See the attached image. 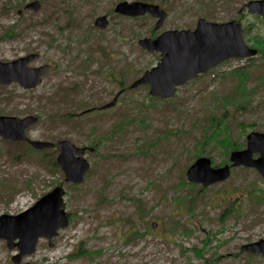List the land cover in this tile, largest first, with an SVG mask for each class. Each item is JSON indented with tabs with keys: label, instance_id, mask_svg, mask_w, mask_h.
Wrapping results in <instances>:
<instances>
[{
	"label": "rangeland",
	"instance_id": "rangeland-1",
	"mask_svg": "<svg viewBox=\"0 0 264 264\" xmlns=\"http://www.w3.org/2000/svg\"><path fill=\"white\" fill-rule=\"evenodd\" d=\"M29 1L0 0V59L37 53L29 65L50 68L34 88L0 83V115H38L27 131L31 139H68L94 150L86 152L91 167L85 180L73 184L53 165L56 148L38 152L27 141L0 136V217L21 213L57 185L67 191L70 224L59 230L53 245L40 238L23 261L264 264V255L241 250L264 238L259 171L239 166L209 186L182 184L189 182L187 169L198 155L210 157L215 166L227 163L225 136L244 147L248 133L264 132V55L223 62L173 97L159 98L146 85L129 88L160 61L161 53L139 44L156 30L152 15L122 17L114 9L123 0H39V11L26 9ZM143 1L168 12L158 34L194 29L201 17L239 20L251 46L253 37L264 34V17L239 13L250 0ZM109 11V26L95 25ZM120 84L127 91L116 106L82 113L111 101ZM184 195L179 203L176 197ZM18 252L0 238V264H18L12 259Z\"/></svg>",
	"mask_w": 264,
	"mask_h": 264
},
{
	"label": "water",
	"instance_id": "water-1",
	"mask_svg": "<svg viewBox=\"0 0 264 264\" xmlns=\"http://www.w3.org/2000/svg\"><path fill=\"white\" fill-rule=\"evenodd\" d=\"M42 3L33 0L26 4V9L39 11ZM248 10L264 16V0H250L240 9L242 14ZM23 10H20L22 13ZM116 13L124 16L140 17L147 13L158 18L156 29L163 26L167 11L159 4L141 0L119 1L115 6ZM109 19L106 14L98 16L95 25L106 28ZM244 25L237 19L227 22H214L200 18L194 29H167L157 37H143L139 44L149 52H160V61L147 69L135 79L130 87L136 88L149 84L152 96L163 98L173 97L177 88L201 73L218 66L232 58L254 57L259 50L251 47L244 38ZM38 57L30 53L13 61L5 62L0 59V83L9 84L17 81L25 88H34L42 81V75L50 68L49 64L31 67L29 63ZM123 90L100 109H107L117 104ZM94 108L85 110L90 112ZM39 120L37 115L24 117L15 115H0V136L15 141H27L36 149L57 147L59 153L57 162L65 174V181L80 184L85 180L90 169V161L85 156L86 147H81L68 139L57 142L31 139L27 129ZM93 150V148H91ZM258 153V156L255 154ZM231 163L223 166H213L208 156L198 157L187 169L189 181L209 186L230 177L232 167L246 166L255 168L264 177V132L251 131L247 135V146L235 149L230 154ZM66 189L57 185L41 196L35 204L17 215L3 214L0 217V238H5L10 248L17 247L19 252L12 259L18 264L23 258L33 254L40 238H47L53 245V238L61 228L69 225V213L65 202ZM156 224H154L155 226ZM243 251L262 253L264 255V238L242 245Z\"/></svg>",
	"mask_w": 264,
	"mask_h": 264
},
{
	"label": "trees",
	"instance_id": "trees-1",
	"mask_svg": "<svg viewBox=\"0 0 264 264\" xmlns=\"http://www.w3.org/2000/svg\"><path fill=\"white\" fill-rule=\"evenodd\" d=\"M127 18L132 19V20H134V19H139V17H137V18H130V17H127ZM257 34H259V33H256V35H257ZM151 35H152V36H155V31H154ZM256 35H255V36H256ZM253 39H254V42H252V43H253L252 46L259 48L260 53H262V54L264 55V34H263V35L261 34V36H260V35H257L256 38L253 37ZM239 78H240V77H239ZM248 79H249V78H246V79H244V80H241L240 82H247ZM116 81H120V79H119V78H116ZM120 83H121V81H120ZM121 84H123V83H121ZM121 84H120V85H121ZM225 137L229 140V142L226 143V145H225V146H226V148H225V150H226V156H229V154H230V152H231L232 149L242 148V147H243V145H241V144H236V143L233 141L232 138H229V137H227V136H225ZM218 142L220 143V141H218ZM244 146H245V144H244ZM45 150H46V149H45ZM43 151H44V150H39L38 152H43ZM18 156H19V155H17L16 158H18ZM197 157H200V155H198ZM49 160H50V162H52L51 159H49ZM226 161H228V159H226ZM53 165L56 166L58 169H60V166H59V164H58V162H57L56 159L54 160ZM56 170H57V169H56ZM182 184L194 185L195 183L190 182V181H189V182H186V180H184V181H182ZM176 198H177V200H178L179 203L185 201V195H184V196H178V197H176ZM187 201H188V200H187ZM187 201H186V202H187ZM201 249H202V248H199V249L197 250V252H198V253H202V250H201Z\"/></svg>",
	"mask_w": 264,
	"mask_h": 264
},
{
	"label": "flooded vegetation",
	"instance_id": "flooded-vegetation-1",
	"mask_svg": "<svg viewBox=\"0 0 264 264\" xmlns=\"http://www.w3.org/2000/svg\"><path fill=\"white\" fill-rule=\"evenodd\" d=\"M141 1H143V0H141ZM144 2H149V1H144ZM149 3H152V2H149ZM147 14H150V13H147ZM146 14V15H147ZM151 15V14H150ZM107 16H108V19L111 17V11H109V13L107 14ZM122 17H126V16H122ZM127 18V17H126ZM109 23H110V20H109ZM103 105V104H102ZM102 105H95V106H92V107H90V108H94V110H96V109H100V107L102 106Z\"/></svg>",
	"mask_w": 264,
	"mask_h": 264
}]
</instances>
